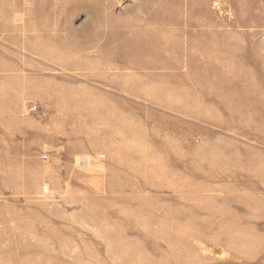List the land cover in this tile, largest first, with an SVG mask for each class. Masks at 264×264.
Wrapping results in <instances>:
<instances>
[{
	"label": "rangeland",
	"instance_id": "374dc122",
	"mask_svg": "<svg viewBox=\"0 0 264 264\" xmlns=\"http://www.w3.org/2000/svg\"><path fill=\"white\" fill-rule=\"evenodd\" d=\"M0 264H264V0H0Z\"/></svg>",
	"mask_w": 264,
	"mask_h": 264
}]
</instances>
